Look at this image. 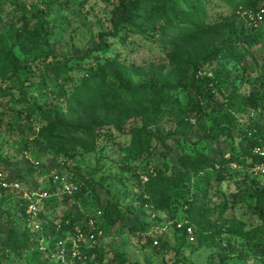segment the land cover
Listing matches in <instances>:
<instances>
[{"label":"rangeland","instance_id":"rangeland-1","mask_svg":"<svg viewBox=\"0 0 264 264\" xmlns=\"http://www.w3.org/2000/svg\"><path fill=\"white\" fill-rule=\"evenodd\" d=\"M52 1L0 0V43L13 48L23 59L17 46V34L34 28L35 16H43L48 22L49 43L45 44L48 61H56L88 52L98 45L97 38L101 33L112 31L111 17L117 0H76L75 6L63 8L51 5ZM259 7L264 9V2ZM209 14L210 21H214L230 18L231 11L215 1ZM31 17L35 18L27 23L26 19ZM255 26L246 33H257L253 36L255 41L244 43L241 39L237 44L243 51L242 58L217 59L202 71V76L213 78L217 68L226 67L231 76V82L224 81L218 87L210 82L214 89L206 114L199 120L194 110L190 116L178 114L170 118L167 114L165 122L151 130L157 146L154 144L149 150L136 151L131 146V132L141 126L139 121H131L124 132L102 131L93 152L77 149L57 155L48 150L49 146L43 140L32 143V138L11 130V125L15 126L17 122L18 109L13 101H9L8 95L20 97L19 88L24 86L31 102L50 108L57 103L56 95L61 94V89L49 76L48 87L41 89L37 85V75L25 70L15 72L6 65L0 67V172L7 180L19 179L28 193L48 194L43 198L26 199L22 192L0 189V264H264V251L256 243L246 244L242 238L216 234L230 225L242 235L264 225V211L257 207L255 199V192L264 190V172L256 171L255 165L246 166L250 160L241 165L233 163L238 171L223 183L209 172L205 181L195 185L198 203L207 209L201 213L202 219L197 226L200 232L183 235L182 231L176 230L174 222L183 223L186 217L187 206L181 204L183 199L176 208L157 211L144 204L139 187L140 180L147 181V172L164 168L166 164L182 167L178 157L183 150L192 156L224 155L229 158L234 146L239 148L244 144L237 129L233 132L235 138L223 134L219 139H211L205 138L204 133L211 117L225 107L233 89L241 95L264 94V18ZM155 39L134 35L125 45L118 41L112 44L114 51L121 52L120 60L124 65L139 71L137 82L147 81L151 70L167 72L171 69L160 40ZM95 63L93 54L83 62V67H96ZM202 104L206 106V101ZM213 107L217 110L213 111ZM251 120L259 129L264 128V117L250 112L242 115L243 128ZM25 140L31 143L32 150L21 148ZM82 178L96 183L99 200L90 194L80 195L82 187L86 186ZM9 194L29 203L24 212L27 219L21 218V223L23 229L37 233L40 243L35 250L14 254L5 249L3 238L8 224L5 211L13 214L15 208L1 202V198L9 199ZM111 198L119 201L123 208L134 211L137 216L127 220L132 219L131 223L141 221L147 225L146 230L130 233L128 228L118 226L107 232L100 229L104 221L102 208ZM32 203L37 206V214L29 213ZM77 212L90 215L89 224L71 221L70 216ZM211 229L214 237L208 247L201 242L199 233L208 237ZM75 246L80 253L77 256Z\"/></svg>","mask_w":264,"mask_h":264},{"label":"trees","instance_id":"trees-1","mask_svg":"<svg viewBox=\"0 0 264 264\" xmlns=\"http://www.w3.org/2000/svg\"><path fill=\"white\" fill-rule=\"evenodd\" d=\"M215 1L230 8V18L210 21L209 9ZM262 2L264 0H117L111 17L112 31L101 33L97 38L98 45L88 52L56 61H48L45 45L49 43L48 22L43 16H35V27L17 34V46L24 58L21 59L13 48L0 43V67L6 65L15 72L25 70L37 75V85L41 89L48 87L49 76L57 81L61 94L56 95L57 103L50 108L31 102L26 97L24 86L19 88L20 97L9 94V101H13L18 109L17 122L15 126L11 125V130L32 138L34 144L38 139L43 140L48 144V150L57 155L77 149L88 153L95 151L97 137L102 131L114 129L124 132L131 121H139L141 126L131 132V146L136 151L151 149L155 144L151 130L163 124L167 114L170 118L178 114L190 116L194 110L199 120L210 106L213 86L231 82L230 70L226 67L217 68L213 78L201 74L209 63L217 59L242 58L243 51L237 44L241 39L244 43L255 41L253 36L257 33H246L256 27L250 16L263 9L259 7ZM51 5H59L58 8L75 6L76 0H54ZM35 17L26 19L27 23ZM134 35L160 40L171 69L167 72L151 70L147 81L137 82L139 71L126 67L120 60L121 52L112 49L115 41L125 45ZM93 54L96 67L84 68L83 62ZM210 82L214 83L212 87ZM203 101H206V106ZM258 111H264V94L241 95L233 89L225 107L217 110L210 125L205 126L204 136L219 139L225 134L235 138L233 132L237 129L244 144L239 148L234 146L229 158L224 155H213L212 158L203 154L192 156L183 150L178 157L182 167L166 164L164 168L147 172V181H139L144 204L155 207L157 211H166L173 206L176 208L183 199L181 204L187 206L186 217L182 227H178L179 221L174 222L176 230L182 231L183 235L188 234V228L200 232L197 226L202 219L201 213L207 209L198 203L195 185L205 181L209 172L219 183L229 180L238 171L233 163L241 165L250 160L246 166L253 167L262 161L254 149L264 142V128L259 129L252 120L243 128L241 122L245 113ZM21 148L32 150V145L25 140ZM82 180L86 186L82 187L80 195L90 194L99 200L96 183L85 178ZM255 199L257 207L264 211L263 189L255 192ZM1 202L15 208L13 214L5 211L8 214L3 238L5 249L14 254L37 249L40 243L37 233L31 234L23 229L21 223V218H26L24 212L29 203L3 196ZM101 214L104 221L99 228L105 232L115 226L126 227L130 233L147 228L139 220L132 223V219L127 220L137 214L123 208L114 198L106 200ZM70 219L77 224H89L90 215L83 216L77 212ZM224 233L242 238L246 244L254 242L264 251V225L244 235L230 225L216 234L222 236ZM212 234V229L208 237L199 233L205 246L212 245ZM158 238L163 247L161 238Z\"/></svg>","mask_w":264,"mask_h":264},{"label":"built area","instance_id":"built-area-1","mask_svg":"<svg viewBox=\"0 0 264 264\" xmlns=\"http://www.w3.org/2000/svg\"><path fill=\"white\" fill-rule=\"evenodd\" d=\"M264 18V9H260L256 15H251L250 16V21L253 23V24H257L259 21H261L262 19ZM258 113L260 114L261 113V116L264 117V111H258ZM250 114H254V112H250ZM254 152L259 155L261 158H262V161L259 162V163H256L254 168L256 171H263L264 172V142L257 145L254 149ZM69 188V187H67ZM0 189H3L4 191H15V192H22L24 193V197L26 199L28 198H32L34 196H38L39 198H43L44 196H47L48 194L47 193H35V192H26L24 191L23 189V184L22 182L19 180V179H13V180H7L5 179L3 176H2V173L0 172ZM37 206L36 204L32 203L30 204V210H29V213L30 214H37ZM183 223L180 222L178 224V227H182ZM188 232H192V228H188L187 229ZM157 243V242H156ZM79 251L76 249V246H75V256L79 255Z\"/></svg>","mask_w":264,"mask_h":264}]
</instances>
